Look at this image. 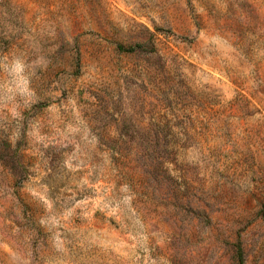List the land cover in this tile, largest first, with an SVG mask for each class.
<instances>
[{
	"label": "rangeland",
	"instance_id": "1",
	"mask_svg": "<svg viewBox=\"0 0 264 264\" xmlns=\"http://www.w3.org/2000/svg\"><path fill=\"white\" fill-rule=\"evenodd\" d=\"M0 264H264V0H0Z\"/></svg>",
	"mask_w": 264,
	"mask_h": 264
}]
</instances>
